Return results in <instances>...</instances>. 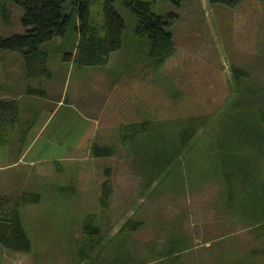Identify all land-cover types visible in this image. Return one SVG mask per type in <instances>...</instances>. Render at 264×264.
Wrapping results in <instances>:
<instances>
[{
	"label": "rangeland",
	"instance_id": "1",
	"mask_svg": "<svg viewBox=\"0 0 264 264\" xmlns=\"http://www.w3.org/2000/svg\"><path fill=\"white\" fill-rule=\"evenodd\" d=\"M143 1L175 15L163 55L133 0H112L125 28L103 64L76 58L103 0L87 34L64 4L65 33L39 45L48 76L0 49V214L30 239L0 264H264V0ZM22 15L0 0V37L29 30Z\"/></svg>",
	"mask_w": 264,
	"mask_h": 264
},
{
	"label": "trees",
	"instance_id": "2",
	"mask_svg": "<svg viewBox=\"0 0 264 264\" xmlns=\"http://www.w3.org/2000/svg\"><path fill=\"white\" fill-rule=\"evenodd\" d=\"M23 10L21 24L31 27L24 34H13L0 37V49L22 51L29 77L49 75L46 66L48 54L39 49V45L50 40L54 36H62L69 22V15L64 12V4L67 0H11ZM77 2L79 29L85 31L91 29L87 23V15L90 4L94 0H73ZM79 1V2H78ZM178 7L184 0H167ZM210 3H220L234 6L241 0H208ZM135 14V33L146 34L151 40L150 48L154 55H163L171 48V34L166 31L170 24V16L155 14L150 10V3L143 0H133L127 5ZM104 34L102 37L90 35L88 39L82 36V45L77 53L79 65H97L107 61L111 52L120 49L122 32L125 23L122 17L115 11L112 0H103ZM67 55V56H66ZM65 58L70 57L67 53ZM38 198V195H37ZM0 244L10 250H30V239L21 227L18 209L2 210L0 214Z\"/></svg>",
	"mask_w": 264,
	"mask_h": 264
}]
</instances>
